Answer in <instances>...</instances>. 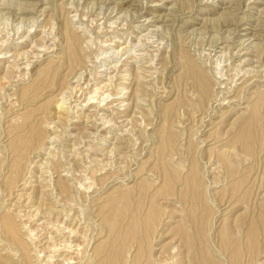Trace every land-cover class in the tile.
Masks as SVG:
<instances>
[{
	"label": "rangeland",
	"instance_id": "1",
	"mask_svg": "<svg viewBox=\"0 0 264 264\" xmlns=\"http://www.w3.org/2000/svg\"><path fill=\"white\" fill-rule=\"evenodd\" d=\"M261 207L264 0H0V264H255Z\"/></svg>",
	"mask_w": 264,
	"mask_h": 264
},
{
	"label": "bare ground",
	"instance_id": "2",
	"mask_svg": "<svg viewBox=\"0 0 264 264\" xmlns=\"http://www.w3.org/2000/svg\"><path fill=\"white\" fill-rule=\"evenodd\" d=\"M66 57L68 58V60L71 63L72 67L77 68V69L79 68L80 63L82 61V52H81V49H80V46H79V40L73 35H71L69 37V43H68V47L66 49ZM194 71L196 72V75L199 78L200 87H201L203 96H205L210 91V89H209L210 87H208V82L205 81V78H204V76L202 75L201 72H198L197 70H194ZM75 72H76V70H75ZM109 79H111V78H109ZM78 80H80V79H78ZM74 89H75V87H74ZM103 99H105V98H103ZM93 101L95 102L96 99H95V96L91 95V96L88 97V99H86L85 105H87L90 102L93 103ZM96 103L98 104V102H96ZM98 108H99V106H98ZM257 112H258V109L256 108L255 112H253L252 115H250L248 118H244V121H243L242 127H241V130H242L241 134L243 132L245 135L249 136L252 132L257 130V122L259 120ZM249 126H253V128H251V127L249 128ZM35 134H37L36 137L40 138V135H42L43 132L41 134V131L37 130L35 132ZM247 136H243V137H247ZM66 189H68V188H66ZM140 223H141L140 222V218H131V225H129V227L132 230L131 232L134 234V236L139 233V229H140L139 226L141 225ZM192 223H193V221H192ZM207 225H208V222L205 225L204 224H200L199 222H196V228L193 231L194 233L192 232V230H189V229H185V231L182 233V239L181 240H182L184 246L187 248V250L189 252L190 264H216L211 258V257H213L212 255H214V253H213V251L211 249L210 242L208 241V238H207V233H206L207 227H208ZM6 227H7L8 233L9 232L11 233L13 240L14 241L18 240L19 241V238H18L19 235H18V231H17V226H16L15 222L12 219L6 220ZM154 227H155L154 225H151V226L148 225L146 234L144 236L141 235L142 237L140 236L139 240H137L138 242H140V245L142 246V252H143L142 255L143 256L146 255L145 253L148 250L146 248V243H147L146 240H148L150 238L149 236L153 233L152 231H154L153 230V229H155ZM199 237H200V240H197V238H199ZM136 239H137V236H136ZM246 239H247V242H248V244L250 246V251H251L252 256H253L252 258H257L258 257L255 264H260V262H262L261 260L264 259V245H263L264 244V208H262V210L258 213V216L256 218H254L253 222H251L248 225V230H247V233H246ZM176 249L179 250V248L177 246H173L171 248V252L173 253V250L177 252ZM160 250L161 249H159L158 255L160 254ZM238 251L236 252L237 256L239 255ZM147 257H145L146 260H147V261H145V264H152L153 262L151 263L150 261H148ZM149 260H151V259L149 258ZM262 263H264V262H262ZM164 264H174V263L171 262V263H164Z\"/></svg>",
	"mask_w": 264,
	"mask_h": 264
}]
</instances>
